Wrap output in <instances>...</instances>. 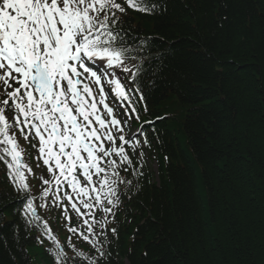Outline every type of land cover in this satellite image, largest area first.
Segmentation results:
<instances>
[{"label": "trees", "instance_id": "obj_1", "mask_svg": "<svg viewBox=\"0 0 264 264\" xmlns=\"http://www.w3.org/2000/svg\"><path fill=\"white\" fill-rule=\"evenodd\" d=\"M153 2L121 19L146 42L147 115H172L152 128L167 175L133 193L101 264H264V0ZM20 195L0 162V264L30 263Z\"/></svg>", "mask_w": 264, "mask_h": 264}, {"label": "snow or ice", "instance_id": "obj_2", "mask_svg": "<svg viewBox=\"0 0 264 264\" xmlns=\"http://www.w3.org/2000/svg\"><path fill=\"white\" fill-rule=\"evenodd\" d=\"M158 7L153 0H0V162L24 194L14 211L52 242L47 251L54 264H101L109 255L106 216L115 215L120 186L131 185L122 173L136 171L133 157L144 132L126 134L130 120L140 119L137 74L146 42L136 43L121 15L128 9L152 14ZM18 134L47 166L36 196ZM50 204L93 255L69 236L68 257L38 213Z\"/></svg>", "mask_w": 264, "mask_h": 264}, {"label": "rangeland", "instance_id": "obj_3", "mask_svg": "<svg viewBox=\"0 0 264 264\" xmlns=\"http://www.w3.org/2000/svg\"><path fill=\"white\" fill-rule=\"evenodd\" d=\"M152 167L155 170L157 168V164L153 163ZM201 196L204 197V194L202 192H201ZM62 237L63 236H61V238ZM42 250L43 248L39 246L29 249V253L31 254V257H32V264H46L44 260L42 259V255H41Z\"/></svg>", "mask_w": 264, "mask_h": 264}]
</instances>
